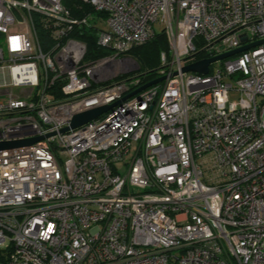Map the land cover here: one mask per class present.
<instances>
[{
  "label": "built area",
  "instance_id": "2783aa9c",
  "mask_svg": "<svg viewBox=\"0 0 264 264\" xmlns=\"http://www.w3.org/2000/svg\"><path fill=\"white\" fill-rule=\"evenodd\" d=\"M79 1L107 31L62 0H0V142L53 134L0 151V264H264V44L183 71L263 41L264 0ZM89 26L111 52L92 64ZM155 27L166 80L61 134L140 88L96 85Z\"/></svg>",
  "mask_w": 264,
  "mask_h": 264
},
{
  "label": "trees",
  "instance_id": "16d2710c",
  "mask_svg": "<svg viewBox=\"0 0 264 264\" xmlns=\"http://www.w3.org/2000/svg\"><path fill=\"white\" fill-rule=\"evenodd\" d=\"M63 6L68 9L74 18H83L88 15H94V10L87 5H84L79 0H62ZM102 15V14H101ZM37 29L46 51L50 50L55 43H53L52 36L49 29H47L41 19L37 16ZM82 34L76 31L74 37L83 40L87 44V53L84 57V63L92 64L98 60L108 56L111 52L98 45L97 30L94 26L83 27ZM169 50V43L165 33L157 34L156 37L149 43L136 47L131 50L126 57L134 59L139 65V75L132 79H128V75H122L109 81L104 85H110L121 80H135L140 79L142 86H145L157 79L161 71V53ZM103 85V86H104ZM96 87V86H95Z\"/></svg>",
  "mask_w": 264,
  "mask_h": 264
},
{
  "label": "water",
  "instance_id": "95a60500",
  "mask_svg": "<svg viewBox=\"0 0 264 264\" xmlns=\"http://www.w3.org/2000/svg\"><path fill=\"white\" fill-rule=\"evenodd\" d=\"M244 39H245V37H244ZM263 44H264V40L256 42V43L251 44V45L244 46L240 49H237L235 51L226 53L224 55H221V56H218V57H215L212 59L202 60V61L193 63L189 66H186L183 71L184 72H193V73H197V74H201V75H208L211 64L216 63L218 61H222V60L227 59L231 56H234L236 54L242 53L244 51H247L251 48H254V47H257V46L263 45ZM165 80H166V77H162V78H159V79H157V80H155V81H153V82H151L145 86H142L141 88H139L138 90H136L132 94L125 97L121 102L115 103L113 105L95 107V108H92L86 112L75 115L72 119L71 125L69 127L64 128L61 131V134H65V133H68L72 130H76V129L81 128L82 126H84V125L98 119L102 115L106 114L111 109L115 108L117 105L122 103L123 101H126L127 99L132 98V97L144 92L145 90H147L153 86H156L160 83H163ZM52 135H48L46 137L34 138V139H30V140H24V141L0 142V151L10 150V149H15V148H20V147L32 146L35 143L43 141L45 138L51 137Z\"/></svg>",
  "mask_w": 264,
  "mask_h": 264
},
{
  "label": "rangeland",
  "instance_id": "374dc122",
  "mask_svg": "<svg viewBox=\"0 0 264 264\" xmlns=\"http://www.w3.org/2000/svg\"><path fill=\"white\" fill-rule=\"evenodd\" d=\"M93 18H95V20H92L91 23L94 25H97L98 29L103 30V31L108 30L106 18L102 21L101 16L98 13H95L93 15ZM155 29H156L158 34L162 33L160 28L155 27ZM0 47H4V44H0ZM167 53L170 55V50L167 51ZM220 65H221V63H217L213 67L216 68ZM138 70H139V65L134 59L129 58V57H123V58H121V61L119 63H116L113 66L106 69V71H105L106 81L114 80L117 77L122 76V75H128V79H132V78L137 77L139 75ZM96 86L101 87V86H103V84L102 85H96ZM232 99H234V97H232Z\"/></svg>",
  "mask_w": 264,
  "mask_h": 264
}]
</instances>
